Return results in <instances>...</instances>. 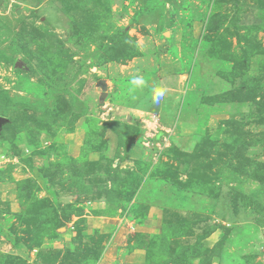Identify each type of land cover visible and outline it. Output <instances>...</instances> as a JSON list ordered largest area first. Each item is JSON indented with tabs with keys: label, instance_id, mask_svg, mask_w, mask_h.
Here are the masks:
<instances>
[{
	"label": "rangeland",
	"instance_id": "rangeland-1",
	"mask_svg": "<svg viewBox=\"0 0 264 264\" xmlns=\"http://www.w3.org/2000/svg\"><path fill=\"white\" fill-rule=\"evenodd\" d=\"M0 106V264H264V0H2Z\"/></svg>",
	"mask_w": 264,
	"mask_h": 264
},
{
	"label": "clouds",
	"instance_id": "clouds-1",
	"mask_svg": "<svg viewBox=\"0 0 264 264\" xmlns=\"http://www.w3.org/2000/svg\"><path fill=\"white\" fill-rule=\"evenodd\" d=\"M128 82L132 89H143L147 85V81L143 75H131ZM166 92L167 90L162 86H153L151 88V102L153 104H159L165 97Z\"/></svg>",
	"mask_w": 264,
	"mask_h": 264
},
{
	"label": "crops",
	"instance_id": "crops-1",
	"mask_svg": "<svg viewBox=\"0 0 264 264\" xmlns=\"http://www.w3.org/2000/svg\"><path fill=\"white\" fill-rule=\"evenodd\" d=\"M119 82L120 81H118V82L113 81V83H111V84H116L117 83L119 85ZM153 86L154 85H150V87H153ZM134 91L135 90H132L131 91V94ZM138 91H140V92L143 91L144 95L146 96L145 97V100L148 101V102H151V90H150L149 87L145 86L143 89H138ZM138 91H135V92H138ZM113 93L115 95V98H119L120 96L121 97H126V95H123L122 96V95H119L118 93H115V92H113ZM169 95H171V94H169ZM167 99H168L167 96H166V98L164 97L159 104H153V107L155 106L156 108L161 109L163 111V113H165V115H167V116L170 117V115H168V113H171L172 114L173 113V110L175 109V106H174V102H172V100H169V99L167 100Z\"/></svg>",
	"mask_w": 264,
	"mask_h": 264
},
{
	"label": "water",
	"instance_id": "water-1",
	"mask_svg": "<svg viewBox=\"0 0 264 264\" xmlns=\"http://www.w3.org/2000/svg\"><path fill=\"white\" fill-rule=\"evenodd\" d=\"M1 3H2V0H0V4H1ZM17 66H18V67H20V63H19V62L17 63ZM99 85H101V86H102V88H104V87H105V85H104V83H103V82H100V83H99Z\"/></svg>",
	"mask_w": 264,
	"mask_h": 264
},
{
	"label": "trees",
	"instance_id": "trees-1",
	"mask_svg": "<svg viewBox=\"0 0 264 264\" xmlns=\"http://www.w3.org/2000/svg\"><path fill=\"white\" fill-rule=\"evenodd\" d=\"M125 35V38H127V35L126 34H124ZM132 55V54H131ZM140 54H138L137 53V55L136 56H139ZM136 56H134V55H132V57H136ZM0 112H1V106H0ZM179 186V185H178Z\"/></svg>",
	"mask_w": 264,
	"mask_h": 264
}]
</instances>
